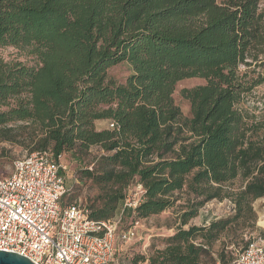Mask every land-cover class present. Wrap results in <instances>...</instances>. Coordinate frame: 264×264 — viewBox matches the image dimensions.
<instances>
[{
	"label": "trees",
	"instance_id": "16d2710c",
	"mask_svg": "<svg viewBox=\"0 0 264 264\" xmlns=\"http://www.w3.org/2000/svg\"><path fill=\"white\" fill-rule=\"evenodd\" d=\"M6 47L37 65L0 61V142L48 152L56 164L98 147L82 171L99 191L90 220H147L174 207L177 194L191 197L179 228L142 263L201 264L239 221L254 219L252 204L264 198V119L243 103L264 83V0H0ZM119 64L131 69L124 84L107 77ZM187 79L205 84L182 90L185 119L172 95ZM99 121L107 128L96 129ZM134 180L144 193L133 210L124 201ZM224 199L233 215L183 229ZM217 258L226 264L224 246Z\"/></svg>",
	"mask_w": 264,
	"mask_h": 264
},
{
	"label": "built area",
	"instance_id": "2783aa9c",
	"mask_svg": "<svg viewBox=\"0 0 264 264\" xmlns=\"http://www.w3.org/2000/svg\"><path fill=\"white\" fill-rule=\"evenodd\" d=\"M60 170L65 167L50 153L32 152L0 178V251L33 264H110L118 241H130L136 228L123 231L116 221L90 220L77 205L62 206L66 186ZM141 200L125 196L124 208L134 210ZM232 264H264V240L250 241Z\"/></svg>",
	"mask_w": 264,
	"mask_h": 264
},
{
	"label": "rangeland",
	"instance_id": "374dc122",
	"mask_svg": "<svg viewBox=\"0 0 264 264\" xmlns=\"http://www.w3.org/2000/svg\"><path fill=\"white\" fill-rule=\"evenodd\" d=\"M218 2L222 0H217ZM0 61L20 62L27 67H35L36 61L27 57L26 53L6 47L0 49ZM243 70V69H241ZM131 75V69L126 64H119L110 68L107 72L108 79L117 84H124ZM264 76V72H263ZM201 79H187L176 84L172 98L174 105L177 106L183 118H190L189 105L181 97L182 90L191 89L204 85ZM243 107L256 116L264 119V83L253 90L244 99ZM108 121H99L95 127L98 130L107 128ZM30 148L19 146L9 142H0V178L10 175L13 163L18 159L29 154ZM101 154L98 147H93L86 156L79 158L72 157L71 154L62 155L59 164L65 167L64 179L66 193L62 199V206L75 203L79 208L89 211L95 201L98 200L99 191L95 185L87 179L82 171L92 170L95 158ZM242 186V182L237 180L230 186L232 191H237ZM125 194L131 200L142 198V192L138 189L135 180L127 187ZM178 200L175 206L161 213L158 216L147 220L133 222L129 216H116L114 221L118 222L120 230L135 227L134 237L130 241L123 243L118 241L117 251L111 264H145L139 258L147 257L153 249H161L163 240L172 236L179 228V216L185 211V203L191 199L186 193L176 195ZM254 219H246L235 225L229 234L215 243L211 250V259H206L201 264H222L218 261V253L222 246L225 247V262L231 264L235 256L241 252L245 243L253 239L264 240V198L257 199L252 204ZM233 204L229 199L222 201L213 200L201 207L197 216L191 219L183 229L189 226H208L210 221L218 220L233 215Z\"/></svg>",
	"mask_w": 264,
	"mask_h": 264
},
{
	"label": "water",
	"instance_id": "95a60500",
	"mask_svg": "<svg viewBox=\"0 0 264 264\" xmlns=\"http://www.w3.org/2000/svg\"><path fill=\"white\" fill-rule=\"evenodd\" d=\"M0 264H33L18 254L0 251Z\"/></svg>",
	"mask_w": 264,
	"mask_h": 264
}]
</instances>
